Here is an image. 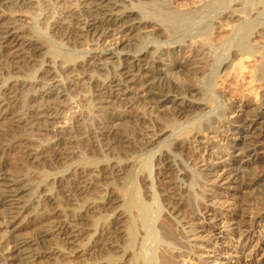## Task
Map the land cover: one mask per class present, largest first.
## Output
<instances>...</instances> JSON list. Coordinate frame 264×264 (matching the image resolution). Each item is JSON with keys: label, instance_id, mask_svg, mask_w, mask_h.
I'll use <instances>...</instances> for the list:
<instances>
[{"label": "bare ground", "instance_id": "bare-ground-1", "mask_svg": "<svg viewBox=\"0 0 264 264\" xmlns=\"http://www.w3.org/2000/svg\"><path fill=\"white\" fill-rule=\"evenodd\" d=\"M206 1L0 0V264H264V172L246 162L264 154V13L234 1L151 41L177 35L157 18ZM41 3L57 43L95 40L82 63L35 34ZM88 89L69 124L66 98Z\"/></svg>", "mask_w": 264, "mask_h": 264}, {"label": "rangeland", "instance_id": "rangeland-1", "mask_svg": "<svg viewBox=\"0 0 264 264\" xmlns=\"http://www.w3.org/2000/svg\"><path fill=\"white\" fill-rule=\"evenodd\" d=\"M37 1L39 3L42 0H37ZM234 1H237V2L241 1L240 3L242 5L244 3L243 7L244 8L247 7L246 9H248V10H250L249 7H251V9H252V6H253L252 11L256 10L255 13H257V10L259 12H261L262 14L264 13V11H263L264 10L263 9L264 8V0H261V1L259 0L260 3H259L258 0H209V1L207 0L206 2L209 3V4L206 3V5H205L206 7L203 9V11H201L199 13H191V12L187 11V13L185 12L182 15L181 13H179L178 11H176L174 9V10L169 11V13L166 14L164 18H160V17L157 18L161 22H169V23H167L169 25L173 24V25H171V27H172L171 30L174 31V29H175L173 34L174 35L177 34L176 37H175L176 39L173 38L172 40L171 39H164L163 40L161 38H155V39H153L151 41L156 42V43H160V44H166L167 43L166 45H168L170 43H174L173 41H176L177 39H178V41L185 40L186 38H189L191 36V34L193 35L194 33L200 31L201 29L209 28L212 25V23L215 21V19H217V17H219L218 15L221 13V11H224L227 8L228 9L231 8L230 6L233 5ZM56 8H58V7H56ZM244 8H242V9H244ZM38 9L39 10L37 11L36 15H34V17H35V21L34 22L35 23H33L34 24L33 25V31L35 32V34L38 37H40L43 41L48 43L49 46H52L55 49L54 52H51V56L55 57L57 59H59V57L60 58L61 57L62 58H64V57L65 58H69L70 60L73 59L72 63H82L83 59L86 58L87 49L89 50L91 48L90 46H92V45H90V43L95 42V40L91 42V39H93V38H91V37L90 38H88V37L86 38L85 37V38L81 39L76 45L75 44L72 45V43H64V42H61V44L57 43L58 38L50 37V33L47 32L44 29V27H41V24L39 23L40 20L38 19L40 17V15H46V16H49V20L51 22L53 20V18H54L53 15L54 14H56V16L58 15L57 14V10L53 9V11L51 13V12H49V9H47L42 3L39 4V8ZM54 11H56V12H54ZM260 19H258V21ZM263 19H264V15L262 17V20ZM237 32L233 34L234 37L230 36L231 37L230 39H232L231 42H233V40H235V39L237 41V39H238L237 43L235 41L233 43L230 42L233 46H236L239 43V41L241 40V38L243 36L242 34H244L243 31H241L242 34H241V32H239V33H237ZM237 35H240V36H238L236 38ZM85 39H87V40L89 39L88 40L89 42H87ZM168 40H170V41H168ZM108 42H110V39H108V41H102V45H106ZM226 55H228V52H226ZM182 61L184 62V60H182ZM75 65L79 66V64H75ZM214 68H216L215 64H214ZM33 70L34 69H32V71ZM10 71H11V68L9 66H6L5 70L3 71V77H5L8 74H10ZM37 73L38 72H36L35 75ZM115 73H116V69L114 67H110L107 71L105 70V71L99 72L96 75H98V77L100 76L101 80H107V79H110L111 77H113ZM36 76H38V75H36ZM60 76H62V77L58 78V79H60L59 81L63 80L62 83L65 84L66 82H68L70 74L67 75V73H63V75L60 74ZM62 83L60 85H64ZM66 85H67V83H66ZM66 85H64V86H66ZM209 90L211 91V89H209ZM250 91H252V92H250ZM250 91L247 92L248 93L247 96L248 95L249 96H255V94L253 95L252 93H254V92L256 93V90H250ZM81 92H80L81 94L79 92H75V93L72 92L73 94L70 93L69 97L66 98V100L68 101V104H67V102H65L67 108L63 109L66 113L64 114V111L61 109L62 110L61 114L62 115L64 114V116H66V114H67V116H66L67 120L71 119L70 112H69L70 109L73 110V111L77 109V110H83L84 112H89L90 108L95 104V100L93 98L94 95H92L93 93H92V91L90 89H88L86 91H81ZM92 101H94V102H92ZM92 103H94V104L91 106ZM69 121H68L69 124H71V121L73 122V120H69ZM259 141L264 142V140H261V139H259ZM86 155H87V153L85 154V156ZM96 158H98V157H96ZM254 158H256V159H254ZM253 160L256 161L255 163H252L253 171H254V168H255V171L264 172V154L261 153L258 156L253 157L252 160H250V161L246 159V162L251 164V162H254ZM79 161H80V163L88 162L86 159H79ZM9 162L11 164V161H9ZM92 163H96V160L92 161ZM256 167H258V169ZM28 173H29V175H31L30 172H28ZM31 173L34 174V175L36 173H38L37 174L38 176L46 178V176L48 177V174L50 173V170L48 171L46 169H42L41 168L39 170V172H34L31 169ZM262 185H261V190H264V184L262 183ZM215 189H216V191H215ZM259 189L260 188H258L257 191ZM215 193H217V187H215V188L210 187L209 193H208V197H213V195ZM247 198L249 199V197H247ZM213 209H216L218 212L220 211L219 213H222V214H223V212L227 213L229 211L230 212L232 211L229 208H225L224 211H222V209L220 207H218V208L217 207H215V208L213 207ZM236 212H238V211H236ZM262 222H264V219H262ZM4 231H5V229L2 226H0V241H2L1 242L2 244L0 243L1 246H3V244H5V241H6L5 239L2 238V234H4L3 233ZM203 259L207 260L209 262V264H212V261H213L214 258H213L212 254H205ZM247 262H248L247 264H253V263H249V260Z\"/></svg>", "mask_w": 264, "mask_h": 264}]
</instances>
